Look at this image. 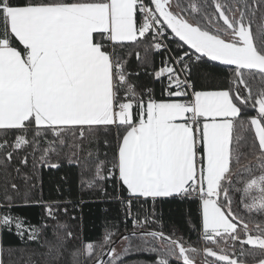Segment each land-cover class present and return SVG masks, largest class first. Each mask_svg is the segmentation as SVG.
I'll use <instances>...</instances> for the list:
<instances>
[{"label": "snow or ice", "instance_id": "obj_1", "mask_svg": "<svg viewBox=\"0 0 264 264\" xmlns=\"http://www.w3.org/2000/svg\"><path fill=\"white\" fill-rule=\"evenodd\" d=\"M84 153L77 194L69 172ZM170 201L195 205V246L157 229ZM89 202L95 239L80 227ZM26 206L38 223L15 212ZM253 213L264 216V0H0V264L20 251L6 233L27 245L49 231L46 264L69 251L71 264H264Z\"/></svg>", "mask_w": 264, "mask_h": 264}, {"label": "trees", "instance_id": "obj_2", "mask_svg": "<svg viewBox=\"0 0 264 264\" xmlns=\"http://www.w3.org/2000/svg\"><path fill=\"white\" fill-rule=\"evenodd\" d=\"M143 50H141V55H143ZM162 56L159 54L153 55V60L155 66L160 65V61ZM136 61L133 59V67H135ZM219 71V70H218ZM156 93L157 95L160 94V86L156 85ZM103 151V150H101ZM94 157H90L88 153H84L79 157V161L76 165L71 167V171L69 172V176L71 177L72 188L73 191L77 194L79 193V189L77 187V181L81 172V167L85 166V175H88L86 169V162L93 159ZM68 171V166H65V170ZM64 171H61L58 175L63 176ZM46 185H45V192L48 190L47 181H49V177H45ZM67 188L68 185H65ZM111 191V188H109ZM85 200H88V197L85 196ZM108 206V205H101V207ZM97 205L94 203L89 202L84 210H83V220L81 222V229L83 231L84 238L86 239H95L99 236L102 230V214L97 210ZM110 216L113 218L114 223H118V226L121 231L124 230V224L120 223L121 217L117 211V206L112 204L110 206ZM160 212L162 213V225H157V229L161 228L167 234L172 230H178L179 234H182L185 241L189 242L190 246H195L198 243V234L191 231L192 219L189 217V213H192V216H195V205H191L190 203L184 202H177V201H170L164 203L159 206ZM15 212L22 217H26L28 221L32 224H36L40 220V210L37 207H19L15 209ZM243 214V213H242ZM252 218L260 221H264V216H260L256 213L252 214ZM127 228L129 230L132 229L131 221L127 222ZM55 243V236L54 234L49 231L45 235L41 236L39 240L35 242H30L27 245L20 244L17 238L10 234L4 235V245H12L16 246L20 249L19 252H13L11 254V264H46V257L42 255L47 251L48 244ZM202 244V242H200ZM239 245H237V248ZM246 250H252L249 246H245ZM123 248V244L121 245V249ZM121 251V250H120ZM258 251V250H257ZM65 259L68 260L69 264H71V252L65 254ZM150 254L142 255L139 258V264H147L148 260L150 259ZM5 259L8 260V249L5 248ZM249 264H253L252 259L248 258ZM127 264H138L136 259H131L127 262Z\"/></svg>", "mask_w": 264, "mask_h": 264}, {"label": "rangeland", "instance_id": "obj_3", "mask_svg": "<svg viewBox=\"0 0 264 264\" xmlns=\"http://www.w3.org/2000/svg\"><path fill=\"white\" fill-rule=\"evenodd\" d=\"M122 245V244H121ZM121 245H119L118 247H117V251H120L121 250Z\"/></svg>", "mask_w": 264, "mask_h": 264}, {"label": "water", "instance_id": "obj_4", "mask_svg": "<svg viewBox=\"0 0 264 264\" xmlns=\"http://www.w3.org/2000/svg\"><path fill=\"white\" fill-rule=\"evenodd\" d=\"M119 246V245H118Z\"/></svg>", "mask_w": 264, "mask_h": 264}]
</instances>
